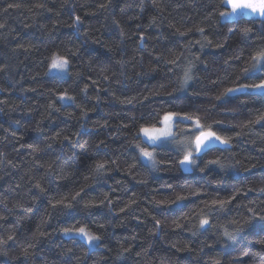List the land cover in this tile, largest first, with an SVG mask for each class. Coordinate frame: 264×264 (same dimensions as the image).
<instances>
[{
	"label": "trees",
	"instance_id": "trees-1",
	"mask_svg": "<svg viewBox=\"0 0 264 264\" xmlns=\"http://www.w3.org/2000/svg\"><path fill=\"white\" fill-rule=\"evenodd\" d=\"M107 3L70 0L68 6L64 0H0V25H4L0 27V152L6 158L0 163V217H4L0 219V240L8 235L16 237L9 255L19 257L8 264H113L114 250L121 245L131 249L125 253L124 264H206L209 255L223 256L224 264H229L231 257L241 254V248L259 251L257 245L249 248L262 223L258 220L227 246L214 244V230L196 236L192 232L196 231V214L204 207L203 200L217 195L226 198L244 185L264 186V167L238 175L211 169L185 173L175 165L176 152L169 150L160 158L172 163L153 173L133 146L139 124L148 122L155 111L171 106L170 98L163 94L177 86L183 74L178 65L190 60L196 63L198 79L187 93L177 94L175 105L199 110L209 121L224 119L221 134L234 135L238 130L234 125L251 118L252 110L260 108L261 102L248 98L244 105L239 101L229 104L231 111L226 114L220 109L209 111L211 103H218L214 97L219 91L230 86V81L221 87L212 81L226 73H231V78L238 75L241 65L231 57L246 58L251 42L243 41L235 28L229 32L232 25L219 21L214 14L218 0H112L106 9L100 7ZM40 4L44 7H37ZM76 16L82 19L79 34L69 26ZM197 27L205 29L213 45L220 42L224 47L201 49L195 43L202 39ZM255 29L259 35V23ZM61 49L70 51L71 58ZM54 54L71 59L73 73L82 72V77L65 80L45 76V61L49 64ZM176 57V65L167 62ZM226 59L231 66L224 63ZM83 88H87L86 93L80 92ZM65 90L76 95V103L66 105L61 113L49 109V104L61 105L57 97ZM14 106L20 110L9 111ZM81 111L88 112L84 131L77 119ZM37 126L40 131H35ZM65 136L69 139L64 140ZM261 137L264 129L257 128L235 140L232 152H213L205 161L219 156L234 157L233 163L239 161L240 168L258 161L264 164L259 151L264 147ZM97 163H105V179L92 182ZM220 180L223 183H217ZM168 185L176 192H181V185H188L206 194L192 196L164 212L154 200L171 195ZM81 190L80 202L71 214L63 215L61 209L51 207L65 196L66 202H71V196ZM105 194L112 204L105 201L100 207H84L88 202L99 204ZM249 200H255L252 206L259 207L264 193L241 195L227 217L247 218L249 213L243 205ZM131 201L136 203L129 208ZM121 208L126 211L121 212ZM215 216L225 219L222 213L213 214V219ZM153 217L161 221L159 228ZM174 221L183 227H176ZM77 224L100 235V246L89 249L83 240L59 231ZM38 232L45 233L39 241L34 236ZM153 232L156 235L150 234ZM29 245H34L29 249L34 255L25 261L22 253ZM185 246L192 251H177ZM67 249L72 253L65 254ZM244 260L253 264L251 256ZM262 261L264 253L255 257L254 264ZM0 264L5 261L0 259Z\"/></svg>",
	"mask_w": 264,
	"mask_h": 264
},
{
	"label": "snow or ice",
	"instance_id": "snow-or-ice-1",
	"mask_svg": "<svg viewBox=\"0 0 264 264\" xmlns=\"http://www.w3.org/2000/svg\"><path fill=\"white\" fill-rule=\"evenodd\" d=\"M111 3L112 0H108L107 4H101L100 7L106 9ZM65 5H67V3H65ZM15 6L19 7V5ZM9 7H13V5H9ZM37 7L43 8L44 5L40 4L37 5ZM214 8V14L218 17L219 21L223 22L225 25L233 26L229 28V32H232L235 28L243 41L251 43L249 44V52L246 58L242 55L231 57V61L241 65L238 75L231 78V73H226L222 78L218 77L217 80L212 81L217 87L223 86L225 81H230V86H224L222 90L219 91V94L214 97V101L218 103H211L208 110L220 109L226 114L231 111L228 107L229 104L239 101L241 105H244L248 102V98L260 101L261 107L252 110L251 118L246 122L234 125V128L238 129L234 132V135L227 133L221 134L219 128L221 125L225 124L224 119L209 121L206 116L200 115L199 110L194 112L175 105L177 94L187 93L191 84L198 79L194 73L196 68V63L194 61L190 60L186 65H178L182 68L183 74L178 78L177 86L172 92L163 94L170 98L168 102L171 106L167 109L155 111L148 122L139 124L136 128L135 136L138 137V141L135 142L133 146L138 150L139 158L146 161L151 168L156 171L160 170V166L172 163L167 159L160 158L162 153L166 154L169 150L176 152L178 159L175 161V165L180 171L185 173H191L197 169H199L200 172H206L211 169L218 170L220 173L228 175L232 170L237 172H251L252 169L258 166L264 167V164H260L258 161L256 164H252L249 167L240 168L237 167L239 161L233 163L230 157L221 159L217 156L216 158L205 161V158L213 152H232V146L235 140L241 139L257 128L264 129V0H218ZM5 11L7 10L5 9ZM81 23V17L76 16L69 26L75 28ZM257 23L260 25L259 35H257L255 29ZM0 27H4V25H0ZM177 31L179 32V29H177ZM196 31L202 36L201 40L195 42L200 45L201 49L212 47L221 49L224 47V44L220 42L213 45V41L209 40L205 35L204 28L197 27ZM179 34L185 35V33L182 32ZM85 35H87V33H85ZM139 39L143 41L144 37L140 36ZM190 46V44L186 45V47ZM178 60L179 57H176L167 62L176 65ZM196 60L199 61L200 58L196 57ZM69 63L70 61L67 57L54 54L50 58L48 71L57 73L58 75L54 78L60 79L62 74L67 72ZM224 63L231 66L230 60L228 59H226ZM0 71H3V69L0 68ZM151 71H155V69ZM148 74L150 73H146V75ZM85 91H87V88H85ZM157 95H160V93H157ZM57 99L63 101L72 100L74 98L65 90ZM120 102L125 103L130 101ZM0 111H2V109H0ZM245 129L247 131H245ZM68 139L69 137H64V140ZM261 139H264V137H261ZM253 143H255V141H253ZM28 147L39 150L38 146L28 145ZM259 151L261 157L264 158V147H261ZM201 163L204 165L203 167H199ZM130 167L134 168L135 164H132ZM96 168L98 170L105 169V163H97ZM141 183H146V181H141ZM217 183H223V181L220 180L217 181ZM35 187L41 192H44L40 184H36ZM168 187L172 188L171 185H168ZM180 188L181 192H176L175 188H172L170 196L164 197L161 200H154V203L157 207L162 208V210L166 212L171 205L182 204L188 201L192 196L199 197L206 194L202 190L193 189L188 185H181ZM82 191L83 190L78 191L75 195H72L71 202H66L68 201V197L65 196L57 200L54 204H51V207L54 209L59 208L62 210L63 215H67L75 207V204L80 202L77 198L81 196ZM185 192L187 194H183ZM254 192L264 193V186L244 185L226 198H221L218 195L216 197H210L202 201L204 207L196 214L198 225L195 226L196 231H193L192 235L196 236L198 233H207L214 230L216 237L214 244L225 246L235 242L237 240V234L245 232L252 227L255 221L258 220L262 222L258 227V231L253 234L252 239L249 241V248L253 245H257L259 246V251L252 253L241 248V254L231 257L229 264H248V262L244 260V257L248 256L253 258L254 264L255 257L264 253V201H261L259 207L252 206L256 204L255 200H249L247 205H243L249 213L248 217L243 221L227 217V213L231 206L239 200L241 195L247 196L248 193ZM105 201H107L109 205L112 204L109 195L105 194L99 204L88 202L84 204V207H100L104 205ZM135 203L136 201H131L128 207L131 208ZM120 211L124 212L126 209L121 208ZM215 213L224 214L225 219L221 220L219 216H215L213 219V214ZM0 219H4V217H0ZM153 219L155 220V225L159 228L161 226V221L156 219V217H153ZM174 223L178 228L183 227V225L176 221H174ZM98 227L103 228V225H99ZM59 231L64 236L80 237L81 240L86 241L89 249L93 246L99 247L102 241L100 235L80 224L64 227ZM150 234L156 235L155 232ZM34 236L37 241H39L40 238L45 236V233L38 232V234H34ZM133 239H135V237H133ZM16 242V237L12 235H8L6 239L0 240V259H3L5 264H8L9 261L19 260V257H12L9 255L11 245ZM32 247H34V245H29L28 248L23 250L22 255L25 261L34 255V253L29 250ZM173 247H176V245H173ZM205 247L212 249L214 245H205ZM72 251V249H67L65 254L72 253ZM177 251L191 252L192 250L185 246L183 248H177ZM200 251L203 252L204 249L202 248ZM124 252L130 253L131 249L125 248ZM87 255L88 252L85 251L84 256L86 257ZM137 255H140V253H137ZM112 260L113 264H116V262L119 261L126 262L127 257L117 254ZM206 264H224V257L220 255H209ZM262 264H264V261H262Z\"/></svg>",
	"mask_w": 264,
	"mask_h": 264
},
{
	"label": "clouds",
	"instance_id": "clouds-1",
	"mask_svg": "<svg viewBox=\"0 0 264 264\" xmlns=\"http://www.w3.org/2000/svg\"><path fill=\"white\" fill-rule=\"evenodd\" d=\"M64 3H67V5L70 6V0H64ZM73 29H74V31L77 34H79L80 25L75 27V28H73ZM61 52H62V54L68 55L71 58L72 54L67 49H61ZM69 61H70V63L68 65V70H67L66 73L62 74L61 79H65V80L66 79L79 80L82 77V72L73 73V70H72L73 69V65L71 63V59ZM53 73L54 72H49L48 71V61L46 60L45 61V65H44L43 74L45 76L51 77L53 75ZM21 91H24V90L22 89ZM80 92L81 93H86L87 91H85V88H83V89H80ZM69 95L71 97H73L74 99L61 101V105L59 107L56 104H54V103L53 104H49L48 108L51 109L52 111L56 112V113H61V110H62L63 107H65L66 105H71V104H75L76 103V95H74V94H69ZM95 99L97 101H99L100 97L96 96ZM77 107H79V105H77ZM19 110L20 109H19L18 106H14L9 111L15 112V111H19ZM2 111H3V109H2ZM63 114L69 115V116L72 115L71 113H63ZM87 116H88V112L87 111H81L79 117H77L78 121L80 122L79 126H80L81 131H84L86 129V127H87V125L85 123L86 119H87ZM17 123H18V121H17ZM40 130L41 129H40L39 126H37V128L35 129V131H40ZM134 140L138 141V137L135 136ZM230 159L233 162L234 157H230ZM5 160H6V158L4 157V154L2 152H0V163H4ZM144 164L149 169L150 172H153V173L157 172L156 170L152 169L151 166L146 161H144ZM237 167H239V165H237ZM105 172H106L105 169L98 170L96 167H94L93 170H92V173H91L92 182H101V181H103L105 179ZM229 173H231L232 175H238L239 174V172H237L235 170H232ZM69 214H71V213H69ZM125 248H127V247L121 245L119 248L115 249L113 257H115L117 254L125 255V252H124ZM119 262H121V264H124V261H119Z\"/></svg>",
	"mask_w": 264,
	"mask_h": 264
},
{
	"label": "rangeland",
	"instance_id": "rangeland-1",
	"mask_svg": "<svg viewBox=\"0 0 264 264\" xmlns=\"http://www.w3.org/2000/svg\"><path fill=\"white\" fill-rule=\"evenodd\" d=\"M53 75H58L57 73H53ZM64 236V235H63ZM66 237H70V236H66ZM77 238H79L80 239V237H78L77 236ZM84 241V240H83ZM84 242H86V241H84ZM93 248H95V246H93L92 248H90V249H93Z\"/></svg>",
	"mask_w": 264,
	"mask_h": 264
}]
</instances>
